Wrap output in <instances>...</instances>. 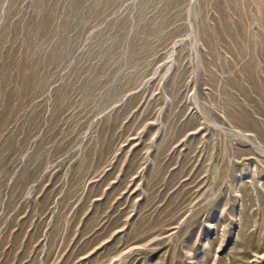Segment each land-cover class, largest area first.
Masks as SVG:
<instances>
[{"label": "rangeland", "instance_id": "374dc122", "mask_svg": "<svg viewBox=\"0 0 264 264\" xmlns=\"http://www.w3.org/2000/svg\"><path fill=\"white\" fill-rule=\"evenodd\" d=\"M0 264H264V0H0Z\"/></svg>", "mask_w": 264, "mask_h": 264}]
</instances>
